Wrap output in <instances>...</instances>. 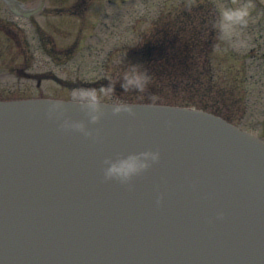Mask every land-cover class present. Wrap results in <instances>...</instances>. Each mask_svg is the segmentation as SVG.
Returning <instances> with one entry per match:
<instances>
[{"label":"water","instance_id":"95a60500","mask_svg":"<svg viewBox=\"0 0 264 264\" xmlns=\"http://www.w3.org/2000/svg\"><path fill=\"white\" fill-rule=\"evenodd\" d=\"M54 105L53 116H64L56 111L63 110L67 119L84 121L87 134L65 128L67 133L58 136L44 125L38 127L37 119L47 116ZM114 107L102 103L103 115L93 122L89 109L80 103L0 102V117L8 120L5 125L16 124L11 132L4 128L0 133V147H4L0 151V214H13L18 224L33 214L40 232L52 227L60 230L57 236L64 250H47L36 264H202L187 256L181 259L173 251L191 230L196 214H216L256 248L249 258L237 248L238 255L230 253L221 264H264V143L200 109L132 104L133 113H115ZM31 114V119L26 117ZM112 116L120 121L123 117L125 126L107 121ZM50 119L54 126L59 124ZM22 122L25 133L19 126ZM121 134L113 146V135ZM78 141L85 148H76ZM94 147L105 158L149 147L158 149L161 158L123 183L105 178L101 168L98 173L88 168V152ZM155 214H174V223H179L166 236L164 232L158 236ZM69 227L83 232L76 235ZM22 228L30 227L22 224ZM119 240L125 245L123 257L114 245L121 248ZM225 242L230 244L228 251L234 250V239ZM13 253L22 255L17 259L1 255L0 264L31 263L24 251Z\"/></svg>","mask_w":264,"mask_h":264},{"label":"rangeland","instance_id":"374dc122","mask_svg":"<svg viewBox=\"0 0 264 264\" xmlns=\"http://www.w3.org/2000/svg\"><path fill=\"white\" fill-rule=\"evenodd\" d=\"M21 1L29 8L41 2ZM193 1L208 2L216 14L219 3L238 2L47 0L42 12L26 18L13 12L8 0H0V98L73 99L74 93L96 90L109 102L145 100L123 90L104 96L102 90L118 79L129 62H140L135 54L144 55L145 67L154 63L151 56L155 53H147L148 45L147 49L143 44V48L137 46L149 34L153 40L163 38V30L151 34L153 26L177 19L178 14L179 41L170 47L194 43L197 29H203L202 17L183 22L185 12L195 10L197 14L196 8L187 5ZM248 2L252 15L238 35L224 38L211 25L213 41L208 51L182 67L189 73L171 81L151 80L144 93L156 96V101L214 111L264 140V0ZM116 86L121 87L119 82Z\"/></svg>","mask_w":264,"mask_h":264},{"label":"clouds","instance_id":"9594fccd","mask_svg":"<svg viewBox=\"0 0 264 264\" xmlns=\"http://www.w3.org/2000/svg\"><path fill=\"white\" fill-rule=\"evenodd\" d=\"M252 15V5L248 0H238L237 3L221 2L217 5L215 27L224 38H231L238 35L247 26ZM152 80L149 72L137 62H129L116 81H111L103 90L104 96L112 95L116 92L115 86L119 82L126 92L144 93ZM75 102L85 105L89 109V117L95 122L99 121L103 115L101 104L103 99L96 90H88L74 93ZM152 102L157 100L156 96L151 97ZM57 106H52L49 116ZM113 111L115 113H133L131 103H116ZM62 127L66 129H77L87 134L84 121L65 120ZM161 158L158 149L146 148L143 151L131 152L127 155H120L115 158H108L105 161L104 175L107 179H116L123 183L130 182L135 176L149 169ZM162 199V196H161ZM223 215V213H220Z\"/></svg>","mask_w":264,"mask_h":264},{"label":"trees","instance_id":"16d2710c","mask_svg":"<svg viewBox=\"0 0 264 264\" xmlns=\"http://www.w3.org/2000/svg\"><path fill=\"white\" fill-rule=\"evenodd\" d=\"M210 14H211V19H212L213 18L212 16H215L213 8L211 9ZM215 22L216 20L212 19V23L214 26H215ZM213 31H216V30L213 29ZM151 43H154L155 49L161 48L162 51L170 48V45H169L170 43L166 44L168 47L158 42H154L153 40L151 41ZM198 45L199 44H196V43H192V44L186 43L177 49L178 55L176 56L175 54H171V56L170 54H167L165 56L159 55L158 56L159 58H155V60L153 57L154 63H151L146 66V70L151 75L152 81H158L160 79H166L168 81H171L172 79L174 80L176 78L183 77L185 76V74L189 73L188 70L183 71L184 69H182V67H185L187 61L189 60L195 61L196 58L193 56V52H195L198 49ZM151 47H152V44H151ZM188 56H190L189 59H188ZM115 88L116 90H123L124 94H127V95L130 94L128 96L140 95V98L142 99L146 100L147 97H148L147 99H151L150 98L151 95L148 93L126 92L124 91L122 87H119V86H115Z\"/></svg>","mask_w":264,"mask_h":264}]
</instances>
